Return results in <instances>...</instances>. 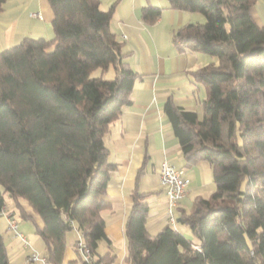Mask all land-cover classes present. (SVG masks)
I'll return each instance as SVG.
<instances>
[{"label": "trees", "instance_id": "1", "mask_svg": "<svg viewBox=\"0 0 264 264\" xmlns=\"http://www.w3.org/2000/svg\"><path fill=\"white\" fill-rule=\"evenodd\" d=\"M47 2L52 39L23 38L0 52V214L7 193L22 217L29 218L20 201L39 215L47 264H62L73 229L99 264L113 259H95L99 242L109 244L101 211L109 207L103 196L114 164L104 136L131 103L139 75L110 29L114 4L102 10L99 0ZM254 2L167 0L204 17L178 28L173 42L217 59L194 71L208 89L200 119L170 98L163 105L185 166L207 162L215 189L174 211L175 225L151 234L147 194L133 188L126 264H264V25L252 18ZM160 13L148 6L141 19L153 23ZM0 264H9L1 233Z\"/></svg>", "mask_w": 264, "mask_h": 264}, {"label": "crops", "instance_id": "2", "mask_svg": "<svg viewBox=\"0 0 264 264\" xmlns=\"http://www.w3.org/2000/svg\"><path fill=\"white\" fill-rule=\"evenodd\" d=\"M99 1L102 10L114 4L110 29L122 43L128 66L139 75L133 84L131 103L104 136L109 150L108 161L114 164L103 196L109 207L101 211L109 244L104 240L99 242L98 255L95 256V259L106 253L113 256L112 260L99 264H126L124 224L132 203L133 188L147 194L146 228L151 234L175 225L165 215L166 195L159 180L163 162L185 169L190 181L185 196L174 210L175 216L181 209L188 210L195 196L207 197L215 189L214 183L211 187L210 178H207L209 173L212 178L211 166L207 162L185 166L181 146L163 112V105L170 98L183 109L195 112L200 119L208 89L194 76V71L216 63L217 59L202 52L179 49L181 44L173 42V35L181 26L204 22L200 13L172 9L167 0ZM148 6L161 9L160 16L153 23L141 19L142 9ZM250 12L254 22L263 26L264 0H255ZM32 13L41 15V18L31 16ZM52 20L53 12L47 0H5L0 11V52L23 38L52 39ZM141 167L144 171L138 176ZM19 204L29 218L22 217L19 208L9 198L0 214V233L9 264H33L27 259L31 253L44 256L43 241L36 233V227L42 229L43 222L26 202L20 201ZM9 217L17 221L26 243L9 229ZM177 229L189 238L185 226L177 225ZM80 238L76 229L66 234L62 264H84L75 245Z\"/></svg>", "mask_w": 264, "mask_h": 264}, {"label": "built area", "instance_id": "3", "mask_svg": "<svg viewBox=\"0 0 264 264\" xmlns=\"http://www.w3.org/2000/svg\"><path fill=\"white\" fill-rule=\"evenodd\" d=\"M31 16L41 18V15L36 13H32ZM159 180L166 195V218L169 222L174 223V210L185 196L186 189L190 182L189 178L186 176L185 169L177 168L172 163L165 161L160 165ZM8 227L13 231L15 237L26 243L25 236L18 230V224L15 219L9 217ZM75 245L85 264H97L94 263L91 251L82 238H80ZM27 259L31 263L47 264V261L36 253H31Z\"/></svg>", "mask_w": 264, "mask_h": 264}, {"label": "rangeland", "instance_id": "4", "mask_svg": "<svg viewBox=\"0 0 264 264\" xmlns=\"http://www.w3.org/2000/svg\"><path fill=\"white\" fill-rule=\"evenodd\" d=\"M97 73H98V70H95L94 72H93V74L94 75H97ZM112 76V70L110 69L109 70V72H108V74H107V77H111ZM207 178H210V186L212 187V183H213V180H212V178H211V176H210V173L208 174V177ZM212 184V185H211ZM208 184H206V186H207ZM214 189V188H213ZM4 195V198H5V202L9 199V196L7 195V193H3ZM208 195V193H205V196H207ZM208 197V196H207ZM185 229L188 231L187 232V235L189 236V238H193L194 237V235L190 232V230L187 228V227H185Z\"/></svg>", "mask_w": 264, "mask_h": 264}]
</instances>
